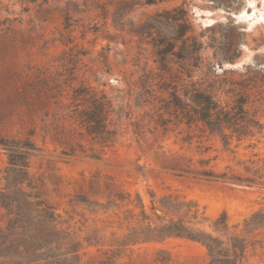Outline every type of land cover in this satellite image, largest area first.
Wrapping results in <instances>:
<instances>
[{
  "label": "rangeland",
  "instance_id": "1",
  "mask_svg": "<svg viewBox=\"0 0 264 264\" xmlns=\"http://www.w3.org/2000/svg\"><path fill=\"white\" fill-rule=\"evenodd\" d=\"M147 2L0 0V136L29 137L39 148L29 159L31 180L57 214L59 252L72 251L80 264H208L201 242L145 237L147 225L192 219L186 207L163 208L170 195L196 203L209 231L225 212L230 230L248 240L243 264H264V226L244 225L264 209V186L200 175L264 181L257 177L264 176V128L225 145L201 125L170 117L173 81L192 80L224 105L248 78L263 96L248 108L264 124V0H231L228 8L212 0ZM223 56L234 61H218ZM78 87L112 103L116 134L98 158L92 154L101 147L67 107ZM7 164L0 148V187ZM9 217L0 208V233ZM42 257L0 253V264H45Z\"/></svg>",
  "mask_w": 264,
  "mask_h": 264
},
{
  "label": "trees",
  "instance_id": "2",
  "mask_svg": "<svg viewBox=\"0 0 264 264\" xmlns=\"http://www.w3.org/2000/svg\"><path fill=\"white\" fill-rule=\"evenodd\" d=\"M26 1L36 3L40 0ZM212 1L218 7L228 8L232 4L231 0ZM154 2L155 0H148L147 3ZM182 9L179 7L176 11ZM169 12L166 11V13ZM173 19L176 20V18ZM187 30L182 31L181 35H185ZM200 48L201 44L195 43L194 50L198 51ZM224 60L234 61L231 56L218 58L220 62ZM188 77L191 78L192 75ZM247 80L248 78L241 81L242 91L236 92L237 98L234 102L224 105L212 92L198 86L192 80L184 84L181 81H173V86L170 85V117L173 115L176 121L184 122L190 127L201 125L205 131L219 135L225 145H229L234 136L238 140L253 136L264 128V124L256 118L255 114L250 113L248 107L251 101L263 100V96L262 92L255 90L256 82L248 83ZM67 107L71 111L74 122L84 130L82 133L91 137L101 147L97 150L99 154H92L94 157H100L103 148L113 142L116 134L109 128V117L113 109L111 101L106 95H99L91 88L78 87L74 90L72 104ZM0 148L6 152L8 157L3 177L5 183L0 187V208H4L10 215L6 226L0 233V253L11 256L21 252L29 254L33 251L38 257L44 256L41 259L45 261V264H80L76 262L74 254L70 255L72 251L59 252L61 248L57 245V237L54 238L56 233L52 226V224L55 225L57 214L54 207L43 198L31 180L28 170L29 159L39 149L35 142L29 137L0 136ZM200 175L209 179H225L236 184L259 183L264 186V181L257 180L255 177L241 175L230 177L227 172L202 170ZM257 177L261 179L264 176L262 174ZM162 206L174 214L183 212L182 209L186 207L183 213L191 214L192 219L185 221L180 217L154 227L147 225L142 228L145 237L151 239L168 236L189 238L201 242L208 249V264H243L248 240L243 234L230 230L225 212L211 224L212 231H209L200 227V224H203L202 219L206 220V218H200L198 210L194 209L196 203L180 201L177 197L170 195L162 199ZM244 225L245 229L264 226V209L254 212L250 218L245 220ZM39 250H44V252H38Z\"/></svg>",
  "mask_w": 264,
  "mask_h": 264
},
{
  "label": "bare ground",
  "instance_id": "3",
  "mask_svg": "<svg viewBox=\"0 0 264 264\" xmlns=\"http://www.w3.org/2000/svg\"><path fill=\"white\" fill-rule=\"evenodd\" d=\"M253 4V3H252ZM239 17H244V16H251V14H250V12L249 13H247L246 11H242L239 15H238ZM260 18H263L264 19V14L262 13V14H260Z\"/></svg>",
  "mask_w": 264,
  "mask_h": 264
},
{
  "label": "water",
  "instance_id": "4",
  "mask_svg": "<svg viewBox=\"0 0 264 264\" xmlns=\"http://www.w3.org/2000/svg\"><path fill=\"white\" fill-rule=\"evenodd\" d=\"M231 15H232V17H236V15L234 13H232Z\"/></svg>",
  "mask_w": 264,
  "mask_h": 264
}]
</instances>
